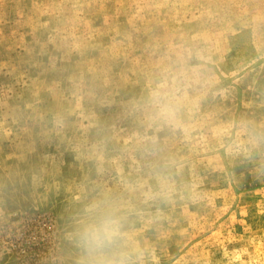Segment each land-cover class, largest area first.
Here are the masks:
<instances>
[{"label":"rangeland","instance_id":"374dc122","mask_svg":"<svg viewBox=\"0 0 264 264\" xmlns=\"http://www.w3.org/2000/svg\"><path fill=\"white\" fill-rule=\"evenodd\" d=\"M102 206L129 264H264V0H0V264Z\"/></svg>","mask_w":264,"mask_h":264},{"label":"clouds","instance_id":"9594fccd","mask_svg":"<svg viewBox=\"0 0 264 264\" xmlns=\"http://www.w3.org/2000/svg\"><path fill=\"white\" fill-rule=\"evenodd\" d=\"M153 103L162 117L172 118L176 114L179 98L173 88L162 85L154 93ZM122 236L120 217L111 208L102 206L82 227L81 242L87 264H129Z\"/></svg>","mask_w":264,"mask_h":264}]
</instances>
